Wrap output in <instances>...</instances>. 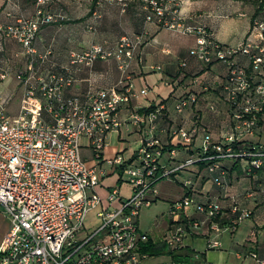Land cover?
Returning a JSON list of instances; mask_svg holds the SVG:
<instances>
[{"label": "built area", "instance_id": "obj_1", "mask_svg": "<svg viewBox=\"0 0 264 264\" xmlns=\"http://www.w3.org/2000/svg\"><path fill=\"white\" fill-rule=\"evenodd\" d=\"M46 1H39L35 16L0 22V56L6 52L7 39L23 48L0 59V86L14 74L23 92L20 113L11 117L6 109L13 98L0 91V209L9 218L0 245V264H143L154 255L144 250L151 238L140 216L158 200L161 181L180 180L190 167L204 163L214 183L226 188L229 171L225 162L239 165L248 177L264 167V0L252 9L248 35L237 45L221 42L197 15H183L182 0H142L146 22L195 35L197 46L192 54L199 61L227 66L220 88L231 127L218 139L195 114L200 96L187 86L175 100L174 110L181 115L193 111L191 125L171 121L163 103L152 110L136 106L123 118V109L137 96L130 70L145 45L146 31L125 34L113 46L97 42L73 51L69 65L50 64L53 50L42 52L36 46L41 28L57 21L55 13L42 7ZM122 5L126 7L127 2ZM110 59L117 61L121 72L115 85L67 94L76 81V68ZM187 66L186 60L180 62V67ZM154 68L163 70L161 65ZM192 83H200L199 77L194 76ZM142 91L147 94L150 89ZM209 108L218 111L214 103ZM126 125L139 137L108 156L111 134L121 133ZM120 141L125 142L123 136ZM84 148L91 152L93 163L84 156ZM182 151L192 154L180 159ZM114 173L119 174L120 183L105 187L104 181ZM124 182L131 186L128 194L122 192ZM182 183L186 190L172 202L168 213L172 233L165 242L170 249L186 247L189 237H205L208 249L220 248L223 234L234 233L253 216L254 209L244 206L236 195L228 204L212 198L200 200L193 175ZM254 195L250 189L243 196ZM93 210L100 226L86 236V222ZM253 256L264 264V257L255 252ZM195 257L200 253L195 252ZM161 264L214 263L170 259Z\"/></svg>", "mask_w": 264, "mask_h": 264}, {"label": "crops", "instance_id": "obj_2", "mask_svg": "<svg viewBox=\"0 0 264 264\" xmlns=\"http://www.w3.org/2000/svg\"><path fill=\"white\" fill-rule=\"evenodd\" d=\"M138 1H140L137 2L139 5V12L128 17L126 29H120L115 32L113 30H111V32H100V36L109 35V37L111 36L115 38L116 40L113 43H109L105 40L98 41L95 31H92V27H89L91 30L88 28L87 30L85 29L84 20L92 23L95 17H98V11L92 12L91 7L90 11L81 17L80 20L74 17H72V19L66 18V20H64V16L67 15L62 13L64 15L63 20L44 25L38 33L36 46L42 52L51 48L53 54L51 56L52 62L50 64L54 63L56 65L64 66L69 65L70 54L73 51L78 52L85 50L93 43L97 42H103L108 46H113L125 34L146 31L147 40L145 45L137 55L130 70L132 75L131 83L137 96L134 97L132 102L123 109V118L129 114L130 110L135 109L136 106L141 110H148L153 106L156 108L160 103H163L168 107L170 119L171 121L173 120L175 124L191 125L192 120L195 119V117L193 118L195 112V114L200 116L205 128L213 134L216 139L221 138L230 131L231 127L228 115V105L224 100V95L220 88V85L223 83L227 75V66L222 62H216L207 66L199 61L197 57L192 54V50L197 46L195 35L182 34L160 27L155 23L146 22L145 16L147 12L144 9V3L142 0ZM209 1L211 0H182L180 4L181 13L185 16L197 15L198 20L208 25L211 30L215 32L216 37L225 44L237 45L243 42L251 27L252 11L245 7V5L242 4V1ZM244 8H246V10ZM62 10L64 11V8H62ZM26 12L27 10L22 8L15 0H0V22L12 23L22 15L30 16L26 14ZM235 12H239V14L241 12L247 13L245 16L240 15V17L246 18L245 21L247 23L245 24L243 22V28L236 36ZM4 43L6 52L1 53L0 59H5L4 57L6 56L10 57L17 51H22L23 49L22 46L13 39H7ZM182 60L188 62L186 68L180 67V62ZM16 61V58L12 61L14 68L17 66ZM156 65H161L163 70H155L154 67ZM74 76L76 81L68 88V95L83 94L89 87L105 88L113 86L119 81L121 72L116 60H98L92 67L83 66L81 68H76L74 70ZM194 76L199 77L200 83H192V78ZM8 81H10L9 84L6 83ZM204 85H209L211 88L209 90H204ZM186 86L189 87V89L196 90L199 93L200 100L197 106H195L194 112L188 111L184 115H181L174 110V103L176 99L187 91ZM145 87H149L150 89L147 94L142 91ZM0 91L5 96H12V101L16 99V94L20 92L22 96L23 93L14 74L0 86ZM211 103L218 106V111L210 110L209 106ZM121 136L125 139L124 143L120 141ZM138 137V133L134 131L132 126H124L121 133L111 134L110 143L106 148L107 155H115L119 148L125 145L127 147V144H130V141L136 140ZM162 139L164 142L166 141L165 136H162ZM113 141L115 142L113 143ZM198 143H200V139L198 140ZM130 150L131 145L128 147L127 151ZM190 154H192V151H182L180 159H188ZM87 160L93 163L92 159L89 158ZM225 166L229 171L228 186L226 188L217 186L214 183L213 176L208 172L206 167H203L202 165L190 167L189 171L182 174V177L185 175H193L194 180L196 179L195 187L200 200H208L212 198L222 200L228 204L230 197L236 195L242 201L244 206H251L253 209L258 206V208L254 210L253 216L245 221L256 220L255 222L248 223V226H246L248 229L244 234H247L248 237L245 239V244L248 245L253 230L260 225L261 222L264 223V167L255 174V176L248 177L242 174L239 165L235 166L234 163L228 161L225 162ZM118 176V173L109 176L104 181L105 187L109 188L118 183ZM110 179L112 181L108 182ZM182 180L183 179L175 180L179 187L183 186ZM245 182L247 183L245 184ZM125 185L129 184L126 182L122 184V192ZM129 188L131 189L130 185ZM170 188L171 187L168 185L164 186V190H162V188L160 189V194L161 192L163 195L173 193V189ZM250 189L254 191V197L245 198L243 196L244 193ZM128 193L123 192V194ZM180 197L181 195L176 197L174 201ZM257 211H259V214H257ZM240 227L236 230L237 234L240 231ZM7 229L8 228H6V232ZM232 234V237H234L235 232ZM225 235L226 234H223L221 238H224ZM193 238L196 237L187 238L185 246L188 247V240ZM262 249L264 252V248ZM208 250L210 249L206 246V251L201 253L206 254ZM195 252L200 253V251L196 250L194 253H191V260L195 257Z\"/></svg>", "mask_w": 264, "mask_h": 264}, {"label": "rangeland", "instance_id": "obj_3", "mask_svg": "<svg viewBox=\"0 0 264 264\" xmlns=\"http://www.w3.org/2000/svg\"><path fill=\"white\" fill-rule=\"evenodd\" d=\"M22 8L27 10L26 14L30 16H35L37 10L39 9V1L37 3L31 2L30 0H15ZM240 1V0H237ZM100 2V3H99ZM127 2V6L123 7V3ZM138 0H98L96 2V7L94 11L97 12V16L92 21V23L84 20V26L89 30V27H92L96 33L98 41H108L109 43L115 42V38L109 37V35L100 36V32H111V30L118 31L120 29H126L127 27V19L128 17L134 15L139 12ZM209 2H216L215 0H211ZM94 0H47L44 8L52 13L57 15V21L66 20V18L74 17L76 19H81L84 15H86L92 5ZM242 4L245 5L249 10L252 11L258 4H254L251 1H242ZM5 5V4H4ZM133 6V9H132ZM64 8V11L62 10ZM246 10V8H244ZM124 10V11H123ZM65 13L64 16L63 14ZM64 16V18H62ZM78 17V18H77ZM235 36L238 35L243 28V22L246 24V18L240 17L239 12H235ZM233 29V28H232ZM104 37V38H103ZM11 81V80H10ZM10 81L6 82L7 84ZM16 99L12 101L8 105L6 109V113L11 117L17 116L20 113V105H21V93L16 94ZM83 143L86 142L85 139L82 140ZM115 141H113L114 143ZM84 156L89 159L90 151L86 148L83 150ZM187 177L185 175L182 177L184 180ZM182 180V181H183ZM112 180H108L111 182ZM196 181V179H195ZM247 182H245L246 184ZM170 186L173 189V193L169 195H163L162 192L158 198V200L148 208H144L142 210L140 216V224L142 228L148 232L150 238L155 242H165L168 237H170L172 233V220L169 213L170 206L174 199L179 195H183L185 192V187H179L175 181L163 180L159 183V188L164 190V186ZM170 188V189H171ZM123 192H129V185H125L123 188ZM169 190V189H167ZM255 207V209H257ZM254 209V210H255ZM259 214V211H257ZM259 216V215H258ZM253 219L251 221H247L243 223L240 227V231L237 234L235 231L234 237L232 233H226L223 240V245L220 248L210 249L206 252V254H202L201 252L206 251V238L201 237L199 239L193 238L188 240V247L186 246L187 251L194 253V251H200V257H193V261L195 263H200L205 260L214 262L215 264H260L258 260L253 256V253H257L259 255L263 254L264 248V223H260L253 232L251 233L249 244H245V239L248 237L246 233L248 223L255 222ZM97 218V211L93 210L86 222V236H89L93 233L99 226L100 223ZM9 226V218L4 213V209H0V243L5 235L6 228ZM239 254L241 256H239ZM170 259V255L162 254V255H154L153 258L146 260L143 264H161L163 262H167Z\"/></svg>", "mask_w": 264, "mask_h": 264}, {"label": "trees", "instance_id": "obj_4", "mask_svg": "<svg viewBox=\"0 0 264 264\" xmlns=\"http://www.w3.org/2000/svg\"><path fill=\"white\" fill-rule=\"evenodd\" d=\"M31 2L37 3L38 0H30ZM98 0H94V3L92 5V12L95 10L96 2ZM240 1H251L254 4H259L260 0H240ZM44 7V6H42ZM155 108L154 106L150 109ZM148 109V110H150ZM202 166L204 167L205 164L202 163ZM144 250L150 252L152 255H162L167 254L170 255L172 260L175 261H181V262H190L191 260V252L187 251L186 248H181L177 250L170 249L166 242H155L152 239L149 241L148 244L144 246ZM259 255V254H258ZM261 257H264L263 254L259 255Z\"/></svg>", "mask_w": 264, "mask_h": 264}]
</instances>
